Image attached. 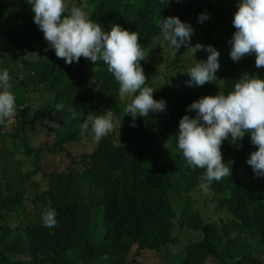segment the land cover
Wrapping results in <instances>:
<instances>
[{
    "label": "trees",
    "instance_id": "16d2710c",
    "mask_svg": "<svg viewBox=\"0 0 264 264\" xmlns=\"http://www.w3.org/2000/svg\"><path fill=\"white\" fill-rule=\"evenodd\" d=\"M237 4L71 0L105 30L118 23L140 35L146 86L156 88L154 97L165 99L167 109L137 117L132 126L124 115L131 97L119 92L103 61L81 57L65 64L48 48L27 0H0V69H8L17 102L14 125H0V264H139L137 256L148 251L161 264H264V178L246 163L255 147L249 136L242 146L225 140L222 153L226 163L234 161L232 176L213 181L205 193L199 188L204 169L186 166L175 134L193 100L227 93L248 74L264 77L255 54L230 58ZM202 12L210 18L200 23ZM169 15L193 25V44L220 51L216 81L184 84V72L197 61L163 39L159 22ZM203 53L198 60L206 59ZM57 103L64 110L53 117ZM106 111L114 114L112 132L99 142L91 127L81 134L88 115ZM49 208L57 212L52 228L42 221ZM186 231L200 238L183 242Z\"/></svg>",
    "mask_w": 264,
    "mask_h": 264
},
{
    "label": "clouds",
    "instance_id": "9594fccd",
    "mask_svg": "<svg viewBox=\"0 0 264 264\" xmlns=\"http://www.w3.org/2000/svg\"><path fill=\"white\" fill-rule=\"evenodd\" d=\"M33 12V21L43 32L48 48L62 58L65 64L79 62L81 57L95 64L103 61L118 82L119 92L129 95L131 100L124 108V115L132 118L149 117L150 113L164 112L167 101L156 99V88L146 86L147 78L141 61L145 51L139 41V33L130 31L118 23L107 30L100 22L91 18L83 5H71V0H27ZM169 3V0H167ZM209 13L198 14V21L208 20ZM232 24L235 28L229 41L230 58L239 62L246 55L255 54V66L264 68V0H238ZM163 39L177 52L181 47L194 48L207 53L206 59H196L188 67V87H199L217 80L220 51L212 44H192L195 29L190 22L178 15H169L159 22ZM48 50V49H46ZM188 111L180 118L175 133L177 147L182 152L186 166L204 169L199 188L207 193L213 181L232 176V164L223 158L222 145L225 140L242 146L246 135L255 146L246 159L257 178H264V77L257 73L242 76L231 91H219L215 95H204L193 100ZM64 105L57 103L52 111L62 113ZM17 102L12 91L11 77L7 68L0 69V125L11 124L16 116ZM195 115H189V112ZM75 118V114H73ZM45 123L59 127L55 119L46 118ZM114 114L106 111L101 115H88L81 123V134L89 128L99 142L114 130ZM57 212L46 209L42 214L45 226L57 224Z\"/></svg>",
    "mask_w": 264,
    "mask_h": 264
},
{
    "label": "rangeland",
    "instance_id": "374dc122",
    "mask_svg": "<svg viewBox=\"0 0 264 264\" xmlns=\"http://www.w3.org/2000/svg\"><path fill=\"white\" fill-rule=\"evenodd\" d=\"M14 23L17 24L16 22H14ZM194 36H195V34L193 35L192 40H193ZM188 50H189L188 55H189L192 63H194L196 61V59L203 58L205 56V54L201 51H197L195 53V56H194V48H188ZM195 57H196V59H195ZM114 125H115V122H114ZM157 131L159 133H161L162 129L160 127H158ZM199 194H202V191H199V190L194 191V195H196L197 197ZM199 200L201 202L200 198H199ZM202 200L204 201V199H202ZM200 202L198 204H200ZM182 238H183L182 239L183 242L192 241V240L199 239L200 235H199V232H197V231H186L183 234ZM135 255H137V254H136V251L134 250V251H132L131 256H135ZM137 259L140 261L139 264H161V262L158 260V256H157L156 252H154V251L144 252L143 254L137 256Z\"/></svg>",
    "mask_w": 264,
    "mask_h": 264
},
{
    "label": "built area",
    "instance_id": "2783aa9c",
    "mask_svg": "<svg viewBox=\"0 0 264 264\" xmlns=\"http://www.w3.org/2000/svg\"><path fill=\"white\" fill-rule=\"evenodd\" d=\"M15 121H16V120H15V118H14L13 122H12L11 124H7V126H8V127H12V126L14 125Z\"/></svg>",
    "mask_w": 264,
    "mask_h": 264
}]
</instances>
